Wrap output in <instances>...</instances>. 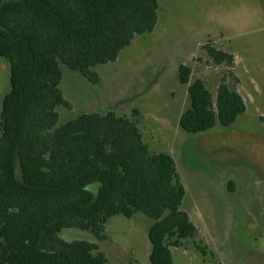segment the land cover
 Listing matches in <instances>:
<instances>
[{"label":"trees","instance_id":"16d2710c","mask_svg":"<svg viewBox=\"0 0 264 264\" xmlns=\"http://www.w3.org/2000/svg\"><path fill=\"white\" fill-rule=\"evenodd\" d=\"M158 9L159 0H0V57L10 64L0 115V264H107L97 244L59 234L81 229L104 240L117 215L143 213L153 221L151 264H174L171 247L198 236L181 208L186 190L174 158L151 153L136 121L94 112L58 126L57 108L72 109L60 88L61 65L98 85L93 68L153 32ZM203 49L228 73L214 103L201 79L191 82L192 68L180 65L190 106L179 124L190 134L217 122L231 126L247 111L228 83L239 84L235 56ZM94 183L97 198L88 189Z\"/></svg>","mask_w":264,"mask_h":264},{"label":"rangeland","instance_id":"374dc122","mask_svg":"<svg viewBox=\"0 0 264 264\" xmlns=\"http://www.w3.org/2000/svg\"><path fill=\"white\" fill-rule=\"evenodd\" d=\"M157 13L153 32L137 36L115 62L93 68L98 85L61 65L60 88L72 109L57 108L58 126L82 114L113 111L137 122L151 153L172 155L187 188L182 209L199 230L196 238L171 247L174 264H264V0H159ZM204 45L237 55L239 84L228 83L247 99L249 92L250 102L233 125L217 122L190 134L179 124L190 106L180 65L192 68L191 82L201 79L214 103L228 73ZM9 91L10 64L0 57V115ZM99 188L88 186L95 198ZM152 222L143 213L117 215L107 223L104 240L73 228L59 236L97 244L107 264H151Z\"/></svg>","mask_w":264,"mask_h":264},{"label":"crops","instance_id":"0c3cea01","mask_svg":"<svg viewBox=\"0 0 264 264\" xmlns=\"http://www.w3.org/2000/svg\"><path fill=\"white\" fill-rule=\"evenodd\" d=\"M228 52V51H227ZM234 56H235V61H236V65H238V57H237V55L235 54V53H232ZM237 67V66H236ZM248 67H250V64H249V66ZM247 68V67H246ZM252 69V68H251ZM251 83H252V85L253 86H255L256 85V81L255 80H253V81H250ZM220 84V83H219ZM219 86V85H218ZM218 86H217V90H218ZM254 88V87H253ZM209 90V89H208ZM210 91V90H209ZM239 91V93L243 96V98H244V100H245V102H246V105L250 102V93L248 92V93H245L247 96H248V99L245 97V95H243L242 94V92H241V89H239L238 90ZM255 92H256V90H254ZM187 92H188V89H187ZM211 92V91H210ZM217 92V91H216ZM211 94H212V97H213V93L211 92ZM217 94V93H216ZM217 98V97H216ZM182 115V114H181ZM181 115H180V118H181ZM180 118H179V121H180ZM183 186L185 187V184H183ZM185 190H186V195H185V198H186V196H187V188L185 187ZM182 207H184V201H183V203H182ZM181 207V208H182ZM184 211H186L188 214H189V216H191V214H190V211L189 210H187V209H185ZM191 218V217H190ZM152 225H153V222L150 224V228L152 227ZM150 228H149V230H150ZM148 233H149V231H148Z\"/></svg>","mask_w":264,"mask_h":264}]
</instances>
